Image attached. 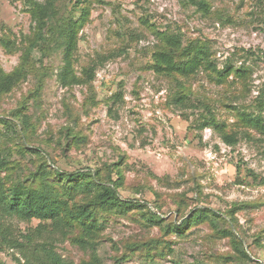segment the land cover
Listing matches in <instances>:
<instances>
[{"label": "rangeland", "instance_id": "rangeland-1", "mask_svg": "<svg viewBox=\"0 0 264 264\" xmlns=\"http://www.w3.org/2000/svg\"><path fill=\"white\" fill-rule=\"evenodd\" d=\"M76 1L58 0V12L77 19ZM206 1L208 12L189 0H89L74 69L84 79L83 70L93 64L94 79L63 86L61 51H33L30 72L0 93L1 144L13 167L0 176L23 177L43 161L70 172L121 169V195L146 203L166 222H181L204 206L231 221L226 211L239 203L232 228L253 259L247 264H264V134L238 122V111L264 116V0ZM35 26L23 0H0V38L14 43L12 52L0 43L6 72L20 64ZM164 34L180 36L184 45L206 44L218 69L232 65L247 72H231L222 83L204 69L190 76L157 73L152 54L164 45ZM180 89L188 93V106L173 100ZM207 108L238 131L235 145L202 128ZM22 114L29 118L25 123ZM70 131L81 135L77 144ZM11 224L17 235L34 230L40 220L12 218ZM153 239L171 241L173 251L160 257L153 250L149 260L136 253L127 264H237L224 261L234 253L229 238L208 223L168 236L135 210L109 216L96 250L99 264H117L129 243ZM55 250L73 264L92 256L69 238L57 240ZM20 256L6 247L0 262L17 264Z\"/></svg>", "mask_w": 264, "mask_h": 264}, {"label": "trees", "instance_id": "trees-1", "mask_svg": "<svg viewBox=\"0 0 264 264\" xmlns=\"http://www.w3.org/2000/svg\"><path fill=\"white\" fill-rule=\"evenodd\" d=\"M23 1L36 26L32 36L28 37V45L24 49L20 64L12 72H6L0 65V93L10 92L26 77L30 72L28 66L31 63V54L36 48L44 54L61 51L63 65L58 73V79L63 86L91 82L95 77V65L91 64L83 70L86 75L84 79L80 78L74 69L79 29L90 16L89 0L75 2V7L78 6L81 12L77 19L71 14L62 16L58 12L56 4L58 0ZM189 2L198 5V8L204 12L209 11L210 7L206 0H189ZM162 40L164 45L152 54V68L157 73L175 77L190 76L204 69L216 74L218 82L222 83L227 80L231 72L238 76H244L247 72L246 69H238L232 65L218 69L206 44L196 41L184 45L182 38L174 34H164ZM0 43L9 52L14 51V43L7 37H1ZM173 100L180 106H188V93L180 89ZM13 113L20 115L22 111ZM26 116L23 115V123L29 120ZM238 116V122L243 126L255 128L264 134V116L246 111H238ZM204 118L202 128L211 127L218 131L222 140L228 145L237 143L238 131L229 130L225 122L219 123L210 108H207V115H204ZM68 136L73 141L76 140V144L82 138L81 135L72 134L71 131ZM1 140L0 138V174L13 169L12 161L5 153ZM22 148L27 150L25 147ZM114 171L118 174L116 180L112 177ZM114 171L103 173L102 169L98 168L95 172L91 169L70 172L50 167L47 161H43L35 170L23 177L11 178L9 176L11 173L8 176H0V251L6 247L17 249L21 254L20 257H15L17 264H73L67 262L55 250L57 240L69 238L81 249L90 250L92 253L91 258L83 260L81 264H99L96 250L102 241L109 216L125 215L135 210L142 212L151 224L160 226L168 236L183 235L186 229L193 225L208 223L213 232L229 238L234 253L222 255L224 261L237 262V264L253 261L243 240L232 228L235 226L234 212L240 206L242 208L239 203H233L232 208L226 211L231 221L220 212L204 206L191 212L181 222L174 220L166 222L161 214L152 211L146 203L124 198L121 195L124 186L123 173L121 169ZM153 206L160 208L156 204ZM12 218L24 222L38 219L40 224L34 230L29 228L26 232L20 231V234L16 235L11 224ZM172 248L171 241L163 242L160 239L129 243L127 251L116 257V262L127 264L136 253L146 260L153 259V250L160 257H166L165 250L169 254L173 251ZM0 264L7 263L1 261Z\"/></svg>", "mask_w": 264, "mask_h": 264}]
</instances>
